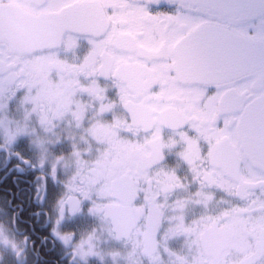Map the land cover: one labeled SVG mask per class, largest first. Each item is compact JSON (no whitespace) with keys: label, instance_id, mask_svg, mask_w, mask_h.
Wrapping results in <instances>:
<instances>
[{"label":"snow or ice","instance_id":"6c2138e0","mask_svg":"<svg viewBox=\"0 0 264 264\" xmlns=\"http://www.w3.org/2000/svg\"><path fill=\"white\" fill-rule=\"evenodd\" d=\"M0 160L59 264H264V0H0Z\"/></svg>","mask_w":264,"mask_h":264},{"label":"flooded vegetation","instance_id":"af4514ba","mask_svg":"<svg viewBox=\"0 0 264 264\" xmlns=\"http://www.w3.org/2000/svg\"><path fill=\"white\" fill-rule=\"evenodd\" d=\"M21 15L20 10L17 7L11 8L6 13V18L15 22ZM16 164V161H11L5 164L2 160H0V204L3 203L5 198L13 199L12 193H19V197L13 200V205L21 204L23 205L24 211L21 215V220L25 221V223H21L19 225L20 229L24 232V235H30L32 229L35 228V235H32V240L35 241V249L32 250L30 255V264H59V257L56 251H48L47 249L52 248L53 240L49 238L47 247H41L40 238L48 236L50 229H42L39 224H35L33 217L30 215L31 212L36 210L35 204H30L29 202V193L24 191L29 188L30 185L24 183V181H34L35 177L41 175L39 172L36 173H28V174H19L15 171L11 172V174H6L5 169H13ZM61 179H64L61 176ZM19 180V188L15 181ZM50 192L53 189V185L49 182ZM58 191V189H57ZM43 220V218H42ZM71 229L64 228L62 231H70ZM24 235L18 237V239L23 240ZM29 246L31 247V241H29ZM57 250L59 249V244L56 245ZM37 252L39 253V258H37Z\"/></svg>","mask_w":264,"mask_h":264}]
</instances>
